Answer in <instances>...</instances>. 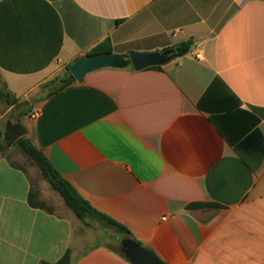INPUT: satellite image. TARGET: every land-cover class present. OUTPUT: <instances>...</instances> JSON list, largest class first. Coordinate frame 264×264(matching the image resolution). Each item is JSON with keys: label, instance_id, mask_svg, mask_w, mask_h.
<instances>
[{"label": "crops", "instance_id": "0c3cea01", "mask_svg": "<svg viewBox=\"0 0 264 264\" xmlns=\"http://www.w3.org/2000/svg\"><path fill=\"white\" fill-rule=\"evenodd\" d=\"M190 40L160 69L104 68L49 91L21 123L167 264H264V0H0V73L18 99L97 46L130 56ZM31 190L0 150V264L67 250L72 264H132L107 242L79 250L74 218L31 207Z\"/></svg>", "mask_w": 264, "mask_h": 264}, {"label": "trees", "instance_id": "16d2710c", "mask_svg": "<svg viewBox=\"0 0 264 264\" xmlns=\"http://www.w3.org/2000/svg\"><path fill=\"white\" fill-rule=\"evenodd\" d=\"M193 42L192 40L181 43L169 50H173L172 59H176L188 54L191 51ZM168 51V50H165ZM102 51L100 47H95L89 51L88 55L101 54ZM107 53H111L108 51ZM124 58H129V55L122 56ZM161 66L152 67L150 69H160ZM76 80L72 76L69 70V66L65 67L64 71L55 77L53 80L44 85V88H51L48 95L75 83ZM4 87L0 86V100L5 101L9 107H16L19 105L20 100L8 90L6 84ZM5 129L0 125V150L3 154L8 149V146L4 138ZM21 151L32 159L35 164L40 169L44 179L49 183L51 188L56 191L63 199L65 205L75 214V216L85 225L90 226L92 223H100L103 227L107 229H113L117 235L124 236L123 240L131 239L134 240L131 236V232L122 224L110 218L109 216L97 211L91 206V204L86 201L77 189L65 180L60 173L53 167L50 161L45 157V155L33 144V142L27 137L19 139L16 144ZM6 155V154H5ZM28 201L31 207L33 208H42L46 209L44 202L38 200V193L34 190H31L28 196ZM201 207L199 204H194L189 207V209ZM137 242L136 240H134ZM138 243V242H137ZM125 256L122 252H120ZM41 264H72L71 263V251L67 250L65 254L54 263L43 261Z\"/></svg>", "mask_w": 264, "mask_h": 264}, {"label": "rangeland", "instance_id": "374dc122", "mask_svg": "<svg viewBox=\"0 0 264 264\" xmlns=\"http://www.w3.org/2000/svg\"><path fill=\"white\" fill-rule=\"evenodd\" d=\"M3 85L4 81L0 73V86L4 87ZM50 89L51 88H45L42 91L35 90L28 93L26 96H23L22 94L18 95L21 100L19 105L16 107H9L5 101L0 100V118H2L0 124L1 127L4 129L8 121L13 123H26L23 119L27 116V114L31 113L34 105H36L38 101L50 91ZM5 154L8 160L22 166L29 174L34 190L38 193V200L44 202L47 207L52 208L60 215L68 213L74 218L76 224L79 226L80 232L84 234L85 238H88V242H84L79 250H83L95 243L107 242L115 250L122 252L121 242L124 236L117 235L113 229H107L98 222L92 223L90 226L82 223L65 205L62 197L54 191L49 183L44 179L35 162L26 156L17 145H13L11 147L8 146Z\"/></svg>", "mask_w": 264, "mask_h": 264}, {"label": "water", "instance_id": "95a60500", "mask_svg": "<svg viewBox=\"0 0 264 264\" xmlns=\"http://www.w3.org/2000/svg\"><path fill=\"white\" fill-rule=\"evenodd\" d=\"M172 51L163 53H134L124 58L112 53L85 55L69 66L70 73L76 81L81 82L88 74L104 68H127L136 71L151 67L163 66L172 60ZM29 131L21 123L8 121L5 126L4 138L11 147L28 135ZM122 252L132 264H167L153 251L143 247L131 239L121 242Z\"/></svg>", "mask_w": 264, "mask_h": 264}, {"label": "built area", "instance_id": "2783aa9c", "mask_svg": "<svg viewBox=\"0 0 264 264\" xmlns=\"http://www.w3.org/2000/svg\"><path fill=\"white\" fill-rule=\"evenodd\" d=\"M196 57H197V58H200L199 55H197ZM38 116H39V112H38V111H35V112H33V113L30 115V117H31L32 120L37 119Z\"/></svg>", "mask_w": 264, "mask_h": 264}]
</instances>
